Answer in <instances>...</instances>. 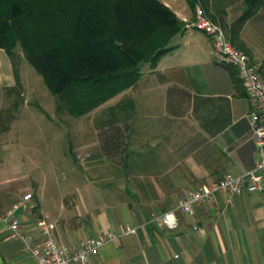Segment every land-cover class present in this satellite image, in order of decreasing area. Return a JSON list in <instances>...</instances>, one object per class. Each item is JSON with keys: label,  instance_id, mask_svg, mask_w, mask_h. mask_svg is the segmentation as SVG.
<instances>
[{"label": "crops", "instance_id": "1", "mask_svg": "<svg viewBox=\"0 0 264 264\" xmlns=\"http://www.w3.org/2000/svg\"><path fill=\"white\" fill-rule=\"evenodd\" d=\"M243 3L210 0L213 10L227 11L229 24L242 15ZM164 4L185 29L156 65L142 64L131 87L74 128L83 136L77 152L82 171L74 173L78 184L0 188V264L33 262L7 219H18L37 245L44 242L41 222L71 249L108 231L121 235L86 264H264L262 192H218L194 212L180 213L176 230L154 219L191 190L212 187L227 173L253 170L259 154L251 119L258 107L237 69L191 26L193 9L182 19ZM240 39L264 80V5L246 21ZM30 193L33 198L25 200ZM128 226L137 232L124 234Z\"/></svg>", "mask_w": 264, "mask_h": 264}, {"label": "trees", "instance_id": "2", "mask_svg": "<svg viewBox=\"0 0 264 264\" xmlns=\"http://www.w3.org/2000/svg\"><path fill=\"white\" fill-rule=\"evenodd\" d=\"M197 2L244 50L240 33L264 0H244L230 24L226 10L189 0L193 10ZM184 29L159 0H0V49L12 55L20 47L55 95L57 113L76 118L131 87L141 65H156Z\"/></svg>", "mask_w": 264, "mask_h": 264}, {"label": "rangeland", "instance_id": "3", "mask_svg": "<svg viewBox=\"0 0 264 264\" xmlns=\"http://www.w3.org/2000/svg\"><path fill=\"white\" fill-rule=\"evenodd\" d=\"M159 1L169 3L182 19L191 17L189 0ZM82 118L57 113L55 95L20 47L12 55L0 49V188L78 184L74 173L82 171L77 152L83 136L74 128Z\"/></svg>", "mask_w": 264, "mask_h": 264}, {"label": "built area", "instance_id": "4", "mask_svg": "<svg viewBox=\"0 0 264 264\" xmlns=\"http://www.w3.org/2000/svg\"><path fill=\"white\" fill-rule=\"evenodd\" d=\"M194 13L195 19L191 26L203 31L211 39L218 57L237 69L247 94L257 104L258 108L251 114V119L254 124V135L259 154L253 170L239 176L227 173L212 187L200 186L191 190L179 200L176 208L154 217L160 225L170 230L179 228L180 213L194 212L199 204L213 200L218 192L228 195L244 192L264 193V80L259 67L253 63L244 50L232 43L223 27L207 15L200 2L195 4ZM32 198L31 193L25 196L27 201ZM7 223L12 236L21 239L25 250L32 255V264H86L91 257L99 254L105 244L116 242L121 237L119 233L112 230L97 237L83 239L77 248L71 249L57 241L51 225L41 222L44 242L42 245H37L31 237L25 234L18 219H7ZM136 232V228L128 226L124 234Z\"/></svg>", "mask_w": 264, "mask_h": 264}]
</instances>
